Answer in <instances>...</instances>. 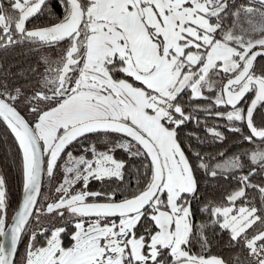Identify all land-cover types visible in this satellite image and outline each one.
Returning a JSON list of instances; mask_svg holds the SVG:
<instances>
[{
  "label": "snow or ice",
  "instance_id": "6c2138e0",
  "mask_svg": "<svg viewBox=\"0 0 264 264\" xmlns=\"http://www.w3.org/2000/svg\"><path fill=\"white\" fill-rule=\"evenodd\" d=\"M17 52L0 264H264V0H0Z\"/></svg>",
  "mask_w": 264,
  "mask_h": 264
},
{
  "label": "trees",
  "instance_id": "16d2710c",
  "mask_svg": "<svg viewBox=\"0 0 264 264\" xmlns=\"http://www.w3.org/2000/svg\"><path fill=\"white\" fill-rule=\"evenodd\" d=\"M237 3H247V0H236ZM57 12H59V8H57ZM55 55V53H51ZM22 58L19 57V53H4L0 55V64L4 65L2 71H7L11 69L12 73H15L19 70L21 66L18 63ZM203 135V133H199ZM240 141L235 139L231 134H229V138L226 141L224 147H226L229 151L233 150L235 145L239 144ZM205 150H215L219 145H212L209 147L207 144L202 146ZM14 145L11 143V137L6 134V129L3 125H0V168L4 169L8 189H9V202L10 206L8 208L9 216L13 215L17 209L19 201L21 199V180L19 176L18 170L12 165L11 157L13 155ZM119 158H124L122 153H117ZM93 188L98 187V185H93ZM224 187H228V185H224ZM27 243V238H24V244ZM21 254L23 253V244L20 247ZM212 254H223L227 255L228 253L224 249H212Z\"/></svg>",
  "mask_w": 264,
  "mask_h": 264
},
{
  "label": "flooded vegetation",
  "instance_id": "af4514ba",
  "mask_svg": "<svg viewBox=\"0 0 264 264\" xmlns=\"http://www.w3.org/2000/svg\"><path fill=\"white\" fill-rule=\"evenodd\" d=\"M48 21L45 20V19H40V20H36L35 23H38V24H45L47 23Z\"/></svg>",
  "mask_w": 264,
  "mask_h": 264
},
{
  "label": "water",
  "instance_id": "95a60500",
  "mask_svg": "<svg viewBox=\"0 0 264 264\" xmlns=\"http://www.w3.org/2000/svg\"><path fill=\"white\" fill-rule=\"evenodd\" d=\"M22 196V195H21ZM21 200V199H20Z\"/></svg>",
  "mask_w": 264,
  "mask_h": 264
}]
</instances>
